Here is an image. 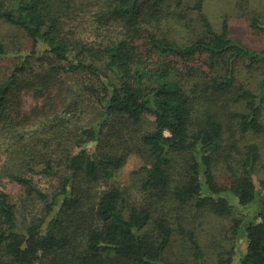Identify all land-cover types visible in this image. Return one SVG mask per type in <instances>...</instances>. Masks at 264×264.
I'll list each match as a JSON object with an SVG mask.
<instances>
[{"label": "trees", "instance_id": "1", "mask_svg": "<svg viewBox=\"0 0 264 264\" xmlns=\"http://www.w3.org/2000/svg\"><path fill=\"white\" fill-rule=\"evenodd\" d=\"M166 1L103 0L97 20L107 34L88 40L77 23L99 0H0V20L32 39L0 72V264H208L193 220L199 212L233 216L240 206L255 207L254 219H235L236 244L211 264H231L238 253V264H264L260 150L225 138L227 130H264V78L258 89L237 84L241 61L264 69V49L231 37L227 24L215 31L204 15L205 33L187 44L160 35L146 24ZM252 25L264 30L259 20ZM8 53L0 36V58ZM63 75L82 77L88 106L74 109L67 96L58 104L49 89H60ZM24 89L48 96L20 112ZM148 115L153 128L137 130ZM233 120L238 126L228 128ZM132 152L148 163L139 204L118 187L98 188ZM10 185L21 190L22 208Z\"/></svg>", "mask_w": 264, "mask_h": 264}, {"label": "rangeland", "instance_id": "2", "mask_svg": "<svg viewBox=\"0 0 264 264\" xmlns=\"http://www.w3.org/2000/svg\"><path fill=\"white\" fill-rule=\"evenodd\" d=\"M199 2H202V10L196 7ZM99 5V7L91 11L86 9L77 23L80 34L88 40H102L107 34L106 26H100L97 20L98 11H96L100 9L105 10L106 6L103 0H99ZM156 12L159 18L149 19L146 25L156 31V33L167 35L179 43L187 44L205 33L206 27L202 21V15H204L215 31L221 32L224 25L227 24L231 37L242 40L244 44L252 49H264V30H259L252 25L255 19L264 23V0H167L165 4L160 6V12L158 10ZM0 36L9 51L7 56L0 58V72L2 73L12 69L20 61L21 56H24L31 50L32 39L24 29L4 19L0 20ZM248 61L246 59V61L239 63L237 84H247L257 88L260 84L259 82L264 78V69L260 64L249 66ZM81 78L79 76L67 77V75H63L57 82L61 88L59 89L58 86L53 85L49 89L51 90V94L58 98L59 105L65 103L64 98L67 96L71 107L73 106L74 109H79V107L74 105L78 101L81 102V105L88 106L89 100L87 96L80 91L79 81ZM47 96V89L43 91H36L35 89L20 90L17 95V100L20 103V112L26 113L31 111L33 107L42 105ZM79 97L85 100V102L80 100ZM74 112L76 110H73L72 114L79 117L80 113L77 112L76 114ZM89 118L90 111L86 110L83 119L87 120ZM76 119L78 120V118ZM235 124L238 126L236 120L230 121L228 128ZM153 126L154 117L148 115L137 130H142V132L149 131ZM225 138L228 143L236 142L241 147L246 144L255 143L260 150L258 174L264 177V130L260 133H242L239 130L235 135H231V132L227 130ZM236 139L240 141H236ZM5 158L6 156L1 153L0 165ZM146 165L148 163L141 153L132 152L127 156L125 164L113 172L108 178L107 183H103L98 188L118 187L125 192L130 201L139 204L145 197L142 189L144 176L142 168ZM218 174L220 180L226 177L223 171H220ZM39 179L38 181L42 186L49 185V181L46 178L39 177ZM8 190L19 207L22 208L21 202L23 198L21 190L15 188L13 185H10ZM231 200L235 202L236 198L233 197ZM254 208L240 206V212L228 217H219L215 214L199 212L198 217L193 220V225L197 228L205 252L210 256L208 264L218 259L219 252L228 250L234 243L236 244V234L233 230L235 219L243 222L253 220L255 214ZM243 245V237L238 236L237 246L239 252L242 250ZM184 250L185 247L179 245L178 242L173 245V253L180 254ZM239 254L235 256L231 264L239 263ZM73 260L74 258L72 259V263ZM88 260L90 261L89 257H81L82 263ZM111 262L124 264L117 260ZM8 264L16 263L10 262ZM90 264L110 263L108 260L102 263L94 260Z\"/></svg>", "mask_w": 264, "mask_h": 264}]
</instances>
